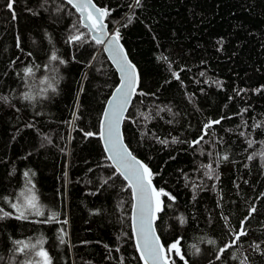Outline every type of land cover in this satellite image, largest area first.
<instances>
[{
    "label": "trees",
    "instance_id": "1",
    "mask_svg": "<svg viewBox=\"0 0 264 264\" xmlns=\"http://www.w3.org/2000/svg\"><path fill=\"white\" fill-rule=\"evenodd\" d=\"M93 2L109 10L105 23L138 72L123 139L175 197H162L155 223L166 250L180 241L185 259L173 251L170 261L264 264V0ZM8 3L0 0V209L11 215L0 218V264L39 259L16 241L40 242L52 264H142L131 190L99 140L115 70L64 1ZM77 34L87 42L70 43ZM33 194L43 214L15 219L11 204ZM242 221L247 235L216 259Z\"/></svg>",
    "mask_w": 264,
    "mask_h": 264
},
{
    "label": "snow or ice",
    "instance_id": "2",
    "mask_svg": "<svg viewBox=\"0 0 264 264\" xmlns=\"http://www.w3.org/2000/svg\"><path fill=\"white\" fill-rule=\"evenodd\" d=\"M73 8L80 13V23L81 26L88 28L90 32L94 33L93 40L96 44H104L105 39H107V45L104 50L109 53L110 58L113 63L116 64L118 71L121 74V84L115 89V94L112 99L108 101V107L103 113V119L101 121V128L99 137L104 143L105 152L107 153V159L112 163L110 167L115 168L116 173L127 181L128 188L132 191V198L134 200L133 205V217H132V227L133 235L136 238V249L140 254V259L143 264H173L170 261L169 253L173 251L181 260L185 257L181 252L179 247L180 241L177 240L171 244L167 250L159 242V237L155 235V230L153 224L157 219V214L164 210V202L162 197H167L169 200H174L170 193L166 192L164 189H158L153 185L154 173L148 167L147 164L143 163L136 156L129 151L128 147L123 142V136L120 132V126L122 122L126 119L125 113L128 106L131 103V98L136 95V88L139 84V76L136 72L135 65L128 59L127 53L125 52L123 46L119 43L121 36L120 31L117 29L114 34L108 37L106 32L107 25L104 20L110 15L107 8L101 9L93 0H67ZM141 0H136V5H140ZM15 0H9L7 8L11 11ZM15 13L13 12V18ZM131 22V17L129 18V23ZM126 26V25H125ZM70 43L84 42L83 34L72 35L69 37ZM52 61H57L58 57L55 54L51 56ZM59 63H64V60L60 59ZM33 70L30 67L24 69V76H32ZM173 75L179 79L178 73H173ZM48 87L55 91V88L51 84ZM144 95V93H139ZM25 100L31 101L33 97L29 94H25L23 97ZM3 99H7L6 97ZM220 120L211 121L207 124L206 128H211L214 124H219ZM260 127V125H257ZM85 135L92 136L94 133L88 132ZM207 135V132L204 133ZM201 136L198 140L192 142V146L199 144L203 140ZM173 143L176 140L173 139ZM161 143H167V141H161ZM249 146L252 145V141H248ZM264 158V153L261 154ZM253 157H249L252 159ZM223 159L227 160L228 157L224 156ZM208 171L205 175L209 179L212 178L214 169L211 164L204 165ZM28 174L25 173V176ZM218 178V177H217ZM107 183V181H105ZM11 207L15 210V219H25L27 214L32 215H42L43 213L39 210L38 201L35 195H25L22 203H12ZM255 208L251 209V212H255ZM2 216L4 218L10 216L11 214L0 209ZM51 219H55V215ZM243 221L241 230L235 236L233 244L226 245L219 250V254L216 259H220L221 255L227 251L228 248L233 247L235 241H239L242 236H246L247 232L243 228ZM17 252L24 254L26 252L34 253L38 260L29 259L24 262V264H52L51 257L48 252L44 250L42 246H38L40 242L32 243L31 241H16ZM63 243V239H61ZM214 243V242H212ZM255 248L259 250L260 245L256 244ZM232 259H236L235 256ZM247 258H245L246 260ZM245 260H241L240 264H245ZM121 264L123 262L121 261ZM187 264V261H185Z\"/></svg>",
    "mask_w": 264,
    "mask_h": 264
},
{
    "label": "water",
    "instance_id": "3",
    "mask_svg": "<svg viewBox=\"0 0 264 264\" xmlns=\"http://www.w3.org/2000/svg\"><path fill=\"white\" fill-rule=\"evenodd\" d=\"M62 1H64L65 3H67L75 12H76V14L79 16V19H80V13L79 12H77V10L75 9V8H73L72 7V5L71 4H69L68 2H67V0H62ZM94 3V2H93ZM104 23H105V20H104ZM81 24V23H80ZM106 24V23H105ZM107 25V24H106ZM83 27V26H82ZM88 33H89V35H90V37L92 38L93 37V35H94V33H92V32H90L89 31V29L88 28H85V27H83ZM106 32H107V34H108V37H110L111 35H112V33L109 31V29H108V25H107V28H106ZM93 39V38H92ZM119 43H120V41H119ZM121 44V43H120ZM107 45V39H105V43L104 44H99V46L101 47V49H102V51H103V53H104V55L106 56V58H107V60L109 61V63L111 64V66L113 67V69L115 70V72H116V74H117V79H118V83H117V86L114 88V90L111 92V94H110V96L108 97V99H107V101H106V103H105V106H104V109H103V112H102V116H101V119H100V128H101V121H102V119H103V113H104V111H105V109L108 107V101H110L111 99H112V97H113V95L115 94V89L117 88V87H119L120 86V84H121V74H120V72L118 71V69H117V66H116V64H114L113 63V61H112V59L110 58V56H109V53L108 52H106L105 50H104V48H105V46ZM122 45V44H121ZM123 46V45H122ZM124 48V47H123ZM125 50V49H124ZM126 52V51H125ZM128 56V55H127ZM128 59H129V57H128ZM130 60V59H129ZM136 68V67H135ZM136 72H137V69H136ZM137 74H138V72H137ZM138 87V86H137ZM136 90H137V88H136ZM134 96L135 95H133L132 96V98H131V103H130V105L128 106V108H127V111H126V113H125V116H127V114H128V112H129V109H130V107H131V105H132V101H133V99H134ZM123 124H124V121L122 122V124H121V126H120V132H121V134H122V136H123V133H122V127H123ZM100 128H99V133H100ZM99 140H100V143H101V146H102V149H103V151H104V153H105V155H106V157H107V153L105 152V148H104V143H103V141L100 139V137H99ZM123 142H124V139H123ZM124 144H125V142H124ZM126 145V144H125ZM130 151V150H129ZM109 161V163L111 164L112 162L110 161V160H108ZM115 169V168H114ZM116 171V170H115ZM122 177V176H121ZM123 178V177H122ZM123 180H124V178H123ZM126 183H127V181L126 180H124ZM131 190V189H130ZM131 197H132V191H131ZM134 200H133V198H132V208H131V230H132V235H133V227H132V224H133V221H132V217H133V205H134ZM161 213V212H160ZM160 213H158L157 214V219H158V216H159V214ZM157 219L155 220V222H154V224H153V228H154V230H155V235L156 236H158L157 235V232H156V228H155V223H156V221H157ZM133 239H134V243H135V246H136V238H135V236L133 235ZM159 242H160V244H161V241H160V239H159ZM162 245V244H161ZM137 250V249H136ZM138 252V251H137ZM138 255H139V257H140V254H139V252H138ZM141 262H142V264H143V261L141 260Z\"/></svg>",
    "mask_w": 264,
    "mask_h": 264
}]
</instances>
